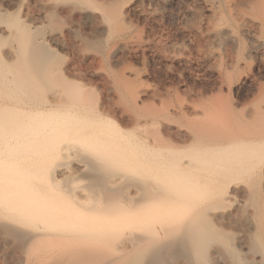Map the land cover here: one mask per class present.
<instances>
[{
	"label": "bare ground",
	"instance_id": "1",
	"mask_svg": "<svg viewBox=\"0 0 264 264\" xmlns=\"http://www.w3.org/2000/svg\"><path fill=\"white\" fill-rule=\"evenodd\" d=\"M67 2L69 0H53L52 5L54 8ZM207 6L210 11L208 33L214 42L236 43V32L240 30L243 34L240 35L248 39V50L264 48V0H210ZM1 10L0 242L14 246L17 251L14 261L22 257L23 260L37 262L35 264H213V261L217 264L221 259L231 264H248L227 236V243L223 242L222 229L219 230L215 224L226 217L219 213V208L230 185L236 183L246 169L253 170L256 162H259L256 164L259 171L264 168V105L254 106L251 111L234 117L228 130L223 129L217 136L211 132L216 138L201 142L193 152L184 150L187 154L174 161L167 157L168 154L151 148L150 151L144 150L145 153H137L135 148L139 145L145 149L156 147L153 139V143L141 140L143 144H140L137 140L131 144L109 136L107 138L112 140L108 142L112 145H108V148L112 147V150L108 149L110 152L106 145V152L103 147L100 151L97 148L91 158L83 161L88 168L82 173L87 181L84 186L86 192L74 193L72 181H67L64 190L54 191V187L47 186L46 178L55 180L56 176L70 169L68 165L64 166L67 161L50 165L53 157L50 159L49 156L48 163L45 158L41 159L46 163L43 170L36 167L31 153L41 154L43 145L52 151L59 144L58 134H61L57 128L44 129L48 120L39 122L50 113H59L62 118L69 119L70 113L78 109L77 95H82V89L75 95L77 83L68 79L62 81L60 87L55 88L56 85L53 88L56 58L43 37L36 33L38 20L33 19L34 25L28 26L19 23L20 20L11 21ZM54 11H47L43 16L54 20L57 10ZM26 73H30L32 78ZM30 85L47 91L50 97L41 109L33 113L30 108L19 106V100L16 103L17 87L29 88ZM257 88L256 96L260 94V88ZM23 113H27L26 117ZM52 121L58 126L56 120ZM52 121H48L51 126ZM248 123L251 130L248 135H242V128ZM33 125L42 126V129L38 126L41 131L34 132ZM84 134H77L74 139L79 140ZM87 135V142H93ZM196 140L197 137L191 135L186 144ZM133 145L137 152L132 150ZM68 148L63 147V152H68ZM139 154L143 156L140 159ZM125 162L146 164L145 167L153 163L164 165L163 182L170 193H163L156 183L158 187L140 185L141 193H127L125 174L107 170ZM41 170L42 177L37 176ZM229 171L233 173L231 179L228 176L230 181L226 180L228 183L223 189L217 188L218 179L225 180ZM115 175L118 176L114 178ZM215 187L220 190L211 193ZM156 190L162 193H154ZM258 214L254 212L246 219L253 228L249 237L246 236L247 252L252 255L259 253L264 246Z\"/></svg>",
	"mask_w": 264,
	"mask_h": 264
},
{
	"label": "rangeland",
	"instance_id": "2",
	"mask_svg": "<svg viewBox=\"0 0 264 264\" xmlns=\"http://www.w3.org/2000/svg\"><path fill=\"white\" fill-rule=\"evenodd\" d=\"M73 1L69 0L62 7H54L56 12L53 0H0L1 11H5L11 21L16 19L21 24L32 26L33 19L38 20L36 33L43 37L56 58L53 88L56 85L55 88L60 87L61 82L68 79L77 83L75 95L79 93L77 90L82 89V95H77L78 109L70 113L69 119L62 118L59 113H50L39 122L56 120L61 127L54 121L51 122L52 126L46 121L45 130L57 128L61 131L58 134L60 142L52 151L43 145L41 154H35V151L31 153L36 167L42 170L48 163V156L50 159L53 157L49 159L50 165L67 161L64 166L68 165L69 171L52 181L46 178L47 186L54 187V191L64 190L67 181H72L74 193H85L87 181L82 173L87 172L88 168L83 161L91 158L97 148L100 151L103 147L106 152L107 145V150H112V147L108 148L112 142L111 138H107L109 136L126 143L130 141L131 144L137 140L140 144L155 140L156 147L145 149L140 147L142 145L136 148L133 145L132 150L145 153L151 148L168 154L167 157L174 161L187 154L184 150L193 152L201 142L216 138L218 132L229 129L234 117L251 111L254 106L264 105V91H260L264 90V48L248 50V39H244L240 30L236 32L235 42L238 45L214 42L208 33L210 11L207 5L210 0ZM52 9L56 12V18H45L43 13L45 15ZM230 62L234 68H229L233 67ZM26 76L32 78L30 73H26ZM256 87L260 88H257L260 91L258 96ZM16 97V103L28 110L30 108L31 113L41 109L50 98L47 91L33 85L29 88L18 86ZM23 115L26 117L27 113ZM33 126L34 132L42 129L39 125H36L37 128ZM242 130L246 131H241L242 135H248L251 125L245 124ZM80 133L88 134L93 142H87L89 138L85 134L81 135V140H75L74 137ZM191 135L196 136L197 140L187 145L186 140ZM65 146L69 147L67 153L63 152ZM117 152L120 154L119 150ZM42 158H45V164ZM153 164L145 167L146 164L125 162L110 166L107 170L118 175L125 174L127 193H141L140 185L144 184H157L163 193H170L163 182L166 167ZM256 164L259 165V162L255 163L253 170L246 169L240 174V179L224 193L225 201L218 208L219 213L227 218L215 224L218 229L220 227L219 230L222 229V241L231 240L233 248L240 250L248 264H264V252H261L264 246L261 253L252 255L247 252L246 236L249 237L253 229L247 218L254 212L259 213L257 216L262 227L259 232L264 243V168L259 171ZM42 170L37 176L42 177ZM232 175L229 171L225 180L218 179L217 188L220 186L223 189ZM159 190L154 193H160ZM216 190L219 191L213 188L211 193ZM226 236L228 240H225ZM16 252L10 243L0 242V264L37 263L23 260L22 257L15 262ZM223 261L219 259L217 264L230 263ZM213 262L216 264V261Z\"/></svg>",
	"mask_w": 264,
	"mask_h": 264
}]
</instances>
